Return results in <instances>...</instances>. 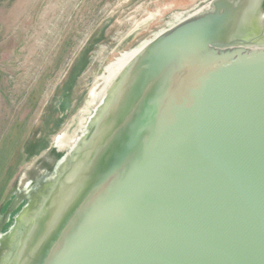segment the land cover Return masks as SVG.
I'll use <instances>...</instances> for the list:
<instances>
[{
    "label": "water",
    "instance_id": "1",
    "mask_svg": "<svg viewBox=\"0 0 264 264\" xmlns=\"http://www.w3.org/2000/svg\"><path fill=\"white\" fill-rule=\"evenodd\" d=\"M0 264H264V0H82L0 128Z\"/></svg>",
    "mask_w": 264,
    "mask_h": 264
},
{
    "label": "rangeland",
    "instance_id": "2",
    "mask_svg": "<svg viewBox=\"0 0 264 264\" xmlns=\"http://www.w3.org/2000/svg\"><path fill=\"white\" fill-rule=\"evenodd\" d=\"M82 0H0V128L13 96Z\"/></svg>",
    "mask_w": 264,
    "mask_h": 264
}]
</instances>
